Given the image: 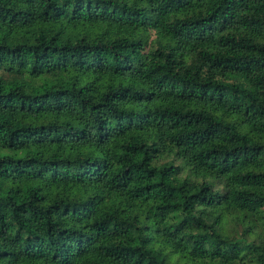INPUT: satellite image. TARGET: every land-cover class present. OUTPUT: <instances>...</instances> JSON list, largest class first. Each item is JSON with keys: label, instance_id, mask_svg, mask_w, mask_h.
<instances>
[{"label": "trees", "instance_id": "1", "mask_svg": "<svg viewBox=\"0 0 264 264\" xmlns=\"http://www.w3.org/2000/svg\"><path fill=\"white\" fill-rule=\"evenodd\" d=\"M0 264H264V0H0Z\"/></svg>", "mask_w": 264, "mask_h": 264}]
</instances>
